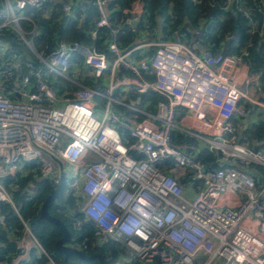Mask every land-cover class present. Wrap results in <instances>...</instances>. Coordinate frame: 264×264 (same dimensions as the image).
I'll return each mask as SVG.
<instances>
[{"label": "built area", "instance_id": "built-area-1", "mask_svg": "<svg viewBox=\"0 0 264 264\" xmlns=\"http://www.w3.org/2000/svg\"><path fill=\"white\" fill-rule=\"evenodd\" d=\"M108 2L0 0V30L9 28L29 51L23 60L0 40V204L14 207L4 180L35 163L40 178L68 182L92 244L114 242L121 250L116 264H264V179L247 171L252 163L264 167V147L239 144L230 125L249 113L241 100L264 108V83L256 85L261 101L253 100L237 81L241 55L203 45L196 52L176 31L160 39L137 3L123 8L125 23L117 24ZM45 4L59 5L67 20L93 6L90 35L109 32L110 58L70 40L37 50L34 17ZM137 27L134 43L120 48V37ZM50 77L74 87L59 93ZM177 134L193 142L176 144ZM213 150L220 166L200 159ZM250 218L255 234L244 226ZM25 231L17 264L33 247L45 254Z\"/></svg>", "mask_w": 264, "mask_h": 264}, {"label": "trees", "instance_id": "trees-1", "mask_svg": "<svg viewBox=\"0 0 264 264\" xmlns=\"http://www.w3.org/2000/svg\"><path fill=\"white\" fill-rule=\"evenodd\" d=\"M133 3L142 6L143 20L152 27H156V17L160 16L165 38H173L176 31V37L190 47L197 41L203 46L210 47L214 53L241 55L247 63L259 69L261 80L264 82V33L261 35L264 29V0H238L232 3V6L227 4V0H109L107 8L117 24H122L125 23L123 8L129 9ZM46 13H49L48 16H45ZM95 17L93 6L87 9L85 15L79 12L75 18L67 20L59 5L45 4L36 10L34 17L36 49L47 53L55 49L59 41L70 40L93 45L110 58L107 49L109 32L98 29L95 38L90 35L95 28ZM186 20L189 22L188 28H184ZM22 26L27 30L32 28V24L27 21H22ZM138 31L139 27L121 36L119 47L125 48L134 43ZM0 40H8L23 60L25 53L29 54L9 28L0 30ZM244 51L247 55H243ZM77 62L81 64V60ZM48 80L59 93L65 86L70 89L74 87L58 78L50 77ZM145 95L142 94L141 97L145 98ZM153 100L156 98L153 97ZM249 106L245 104V107ZM231 123H236L239 127L241 134V138L237 140L239 144L255 149L264 146V120L256 121L244 130L241 129L239 120L232 119ZM174 142L186 145L193 140L177 134ZM219 156L217 150L206 151L200 159L206 166H220L216 161ZM248 168L258 170L259 181L264 179V167L252 163ZM4 184L11 194L14 207L8 202L0 204V215L3 217V224H0V264L9 262L12 256L18 254L16 242L9 232L18 235L24 230L25 225L45 254L39 252L37 247H33L28 260L20 261L18 264H101L96 257L88 261L76 255L65 257L55 248L56 241L63 233L59 226L42 218L40 211L45 198L58 184L54 180L40 178L37 164H24L22 170L15 176L5 179ZM31 187H35L33 192ZM68 189L67 185L61 182L57 198L50 201L47 207L49 214L60 219L68 229L70 233L68 244L86 256L99 255L102 264H116L122 256L118 245L114 242L92 244L93 230L85 221L83 214L78 211L77 197ZM85 238L86 248L83 247ZM132 264L143 263L134 261Z\"/></svg>", "mask_w": 264, "mask_h": 264}, {"label": "crops", "instance_id": "crops-1", "mask_svg": "<svg viewBox=\"0 0 264 264\" xmlns=\"http://www.w3.org/2000/svg\"><path fill=\"white\" fill-rule=\"evenodd\" d=\"M189 26V22L186 20L185 21V25H184V28H188ZM157 29V27H156ZM163 31V29H162ZM158 32V30H157ZM158 35V34H157ZM164 36V35H163ZM159 38V36H158ZM178 37H176L177 39ZM179 39V38H178ZM183 41V40H182ZM201 43L198 42V44L193 43L192 44V48L195 47V45H199ZM202 45V44H201ZM198 52V51H197ZM237 81L240 85V87L242 88V90L250 97L252 98L253 100H257V101H261V95L260 93L256 90V85L257 84H263L264 82L261 80V77H260V71L257 67L251 65L250 63H247L245 61V64H241V68H240V71L238 73V76H237ZM254 91L256 93V96L255 97H251L250 94H251V91ZM242 104H248L250 105L248 110H249V113L246 117H243V118H233V119H237L239 120V124L241 125V129L244 130L245 128L249 127L252 123L256 122V121H259V120H264V108L256 105V104H251L250 102L248 101H243L241 100L240 101ZM232 120H230V125L233 127L234 129V134H235V138L236 140H238V136L239 139L241 138V134H239V127L233 123H231ZM264 146H261L260 148H263ZM248 172L250 173H255L257 172L258 170L257 169H253V168H248L247 170ZM229 200L231 201L230 203H235L233 202L232 199L229 198ZM244 226L251 232H253L254 234L258 232V227L255 223V221L250 218L248 219L245 223H244ZM11 237L15 240L16 242V246L17 244L20 242V241H25L27 240L30 236L29 234L25 231V228L24 230L16 235L15 232H9ZM259 234V233H258ZM18 236V238H17ZM259 238L261 239H264V233L262 234H259L258 235ZM3 264H17V255H14L11 257L10 261L7 262L5 261Z\"/></svg>", "mask_w": 264, "mask_h": 264}, {"label": "water", "instance_id": "water-1", "mask_svg": "<svg viewBox=\"0 0 264 264\" xmlns=\"http://www.w3.org/2000/svg\"><path fill=\"white\" fill-rule=\"evenodd\" d=\"M60 2H61V0H55V3H60ZM136 23H137L136 20L130 21V24L132 26H134V27L136 26ZM156 27H157V30H158V36H159L160 39H162L163 38L162 29L163 28H162V22L160 20V16L156 17ZM193 49H195L199 53H201L202 50H203V46L201 44L195 45V47H193ZM239 137L240 136H238L237 139H239ZM60 185H61V183H59L57 186H55L51 190V192L47 195V197L45 198V200H44V202H43V204L41 206V211H40V216L42 218H45L48 221H50V222L54 223L55 225L59 226V228L61 229V231L63 233V236L56 241L55 248L58 251L62 252L65 257H67L69 255H76L79 258H81L83 260H86V261L91 260V259L96 257L100 261V263L102 264L103 263L102 262V258L99 255L93 254V255H90V256H86L79 249H77V248H75L73 246H70L68 244V242L70 240V233H69L68 229L66 228V226L64 225V223L60 219H58V218H56V217H54V216L49 214L48 209H47L48 204L53 199L57 198Z\"/></svg>", "mask_w": 264, "mask_h": 264}, {"label": "rangeland", "instance_id": "rangeland-1", "mask_svg": "<svg viewBox=\"0 0 264 264\" xmlns=\"http://www.w3.org/2000/svg\"><path fill=\"white\" fill-rule=\"evenodd\" d=\"M28 38H29V36H28ZM250 96L255 97L256 93L252 90ZM145 98L153 100V95L147 94V95H145ZM101 107H102V105H101ZM151 108H152V106H151ZM63 176H64V178H68L70 176V170L67 166H64V168H63ZM64 184L67 185L68 182L66 181V183L64 182ZM34 190H35V187H31V192H33ZM68 190H72V189L69 188ZM73 194L77 195L74 192H73Z\"/></svg>", "mask_w": 264, "mask_h": 264}]
</instances>
